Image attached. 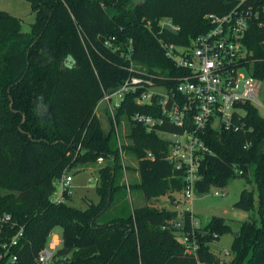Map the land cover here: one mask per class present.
Listing matches in <instances>:
<instances>
[{
	"label": "trees",
	"instance_id": "obj_1",
	"mask_svg": "<svg viewBox=\"0 0 264 264\" xmlns=\"http://www.w3.org/2000/svg\"><path fill=\"white\" fill-rule=\"evenodd\" d=\"M25 1L35 14L30 32L22 31V20L0 10V216L11 217L0 229V255L23 228L19 245L11 248L19 255L15 264H37L52 231L61 229L63 264H196L167 228L176 211L134 206L127 199L136 191L146 201L167 197L173 203L185 188L165 159L168 142L131 120L135 112L150 110L138 106L134 95L118 110V127L129 123L121 143L124 156L137 162L132 168L122 163L107 109L102 118L96 109L131 76L132 64L175 90L185 72L167 57L161 41L188 45L211 28L205 16L223 15L239 0ZM243 6L255 14L242 61L248 75L264 82V0H246ZM164 21L178 31L163 29ZM241 110L238 131L205 129L202 139L211 155L202 160L196 191L204 195L252 174L256 196L244 189L233 207L255 211L257 219L240 223L226 264H264V118L251 105ZM99 158L106 163L99 169L98 203L80 209L71 199L51 202L58 180ZM128 172L138 174L129 190ZM183 216L188 226V212ZM230 231L219 216L196 229L197 260L216 263L210 245ZM0 264L12 263L6 258Z\"/></svg>",
	"mask_w": 264,
	"mask_h": 264
},
{
	"label": "built area",
	"instance_id": "obj_2",
	"mask_svg": "<svg viewBox=\"0 0 264 264\" xmlns=\"http://www.w3.org/2000/svg\"><path fill=\"white\" fill-rule=\"evenodd\" d=\"M245 1L239 0L235 7L223 15L205 16L211 28L186 46L161 41L167 57L185 72L175 90L156 83L155 76L132 64L131 76L113 93L106 94L96 109L98 113L100 106L105 104L114 123L123 159L125 156L117 123L118 110L130 95L136 97L138 106L150 110V113L135 112L131 120L149 133L156 132L168 142L165 159L184 179L182 196L185 200L191 199L192 192L196 191V183L201 180L202 160L205 155H211L202 139L205 129L210 126L217 130L223 128L238 131L243 127L237 123L243 115L242 105L264 109L258 100L262 82L247 74L242 61L245 58L243 40L255 14L251 8L243 6ZM262 11L264 12V8ZM166 24L172 27L174 33L178 31L169 21L161 24L163 29ZM107 45L111 47V44ZM148 158L154 159L152 154H148ZM103 163L104 159L99 158L96 164ZM71 173L72 171L56 182L51 202L60 204L71 199L74 189V176ZM234 174L241 175L242 171L235 170ZM125 184L129 190L127 179ZM218 195L223 196L225 193H215V196ZM184 213L169 220L167 228L172 231L186 255L194 257L196 264H204L197 260L199 244L194 239V231L201 227L189 212L187 226ZM10 221V216H0V229ZM23 234L22 228L9 244L3 246L4 252L0 259L7 258L12 264L19 262V255L12 253L11 248L19 245ZM63 244V235L60 237L58 229L52 231L46 246L36 256V263H65L67 257L59 255ZM225 256H229V252Z\"/></svg>",
	"mask_w": 264,
	"mask_h": 264
},
{
	"label": "rangeland",
	"instance_id": "obj_3",
	"mask_svg": "<svg viewBox=\"0 0 264 264\" xmlns=\"http://www.w3.org/2000/svg\"><path fill=\"white\" fill-rule=\"evenodd\" d=\"M136 2L138 0H135ZM0 10L10 13L11 15L22 20V31L30 32L31 25L35 21V14L32 13L30 5L25 0H0ZM71 63V61H66ZM72 64V63H71ZM245 76L246 73L242 72ZM260 105L264 107V82L261 83L260 93L258 96ZM43 111V108L40 106ZM106 109L105 104H102L99 108V116L102 118L103 111ZM258 114L260 117L264 118V109L262 107H257ZM103 128L108 131L109 125L105 119H102ZM120 131V141L122 143L125 141L121 138V135L126 136L129 131V123L122 122V126L119 128ZM121 143V145H122ZM106 163V162H104ZM103 163V164H104ZM124 166H130L132 168L137 167V162L133 159L125 156L123 159ZM103 165H86L80 166L72 170V176H74V189L71 200L72 206L80 209H86L90 203H98L99 197L96 193V187L99 183V169ZM135 172H128L125 175L124 183L127 179L129 185L130 183L138 180ZM249 182H247V180ZM249 190L255 193V186L252 183V174L249 173L246 178H235L230 180L226 187L224 188H211L207 194H199L197 191L192 192V197L190 200H185L183 196H176V200L171 203L167 198H161L159 200L146 201L141 197L138 192L133 191L132 194L127 193L128 201L134 206H151L158 208H166L168 210L176 211L178 215L183 214L188 211L195 216V223L202 227L207 224L209 219L213 216H219L225 219L231 231L219 238L217 242H213L210 245V250L216 258V262L219 264H226L230 261V256H225L226 252L230 251V247L233 240V233L238 231L241 222L249 219H257V214L255 211L249 213L236 210L233 205L237 202L239 195L242 190ZM215 193L225 195L215 196ZM60 237H62V230L58 229Z\"/></svg>",
	"mask_w": 264,
	"mask_h": 264
},
{
	"label": "water",
	"instance_id": "obj_4",
	"mask_svg": "<svg viewBox=\"0 0 264 264\" xmlns=\"http://www.w3.org/2000/svg\"><path fill=\"white\" fill-rule=\"evenodd\" d=\"M164 29L167 30L169 33H174L172 27L168 24L164 25ZM221 130H223V128H221ZM238 236V232H234L233 233V237H237ZM218 264V263H215Z\"/></svg>",
	"mask_w": 264,
	"mask_h": 264
},
{
	"label": "crops",
	"instance_id": "obj_5",
	"mask_svg": "<svg viewBox=\"0 0 264 264\" xmlns=\"http://www.w3.org/2000/svg\"><path fill=\"white\" fill-rule=\"evenodd\" d=\"M137 175V177H138V174H136Z\"/></svg>",
	"mask_w": 264,
	"mask_h": 264
}]
</instances>
